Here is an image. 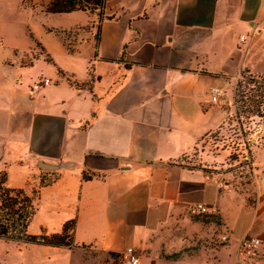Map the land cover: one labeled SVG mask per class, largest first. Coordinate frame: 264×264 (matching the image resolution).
<instances>
[{"label": "crops", "instance_id": "obj_1", "mask_svg": "<svg viewBox=\"0 0 264 264\" xmlns=\"http://www.w3.org/2000/svg\"><path fill=\"white\" fill-rule=\"evenodd\" d=\"M41 13L64 21L0 56V174L35 196L30 235L74 222L75 247L0 238V264H124L128 248L140 264H264V168L249 201L228 174L185 164L229 116L212 89L264 77V0H107L101 24ZM247 238L262 241L252 260Z\"/></svg>", "mask_w": 264, "mask_h": 264}, {"label": "rangeland", "instance_id": "obj_2", "mask_svg": "<svg viewBox=\"0 0 264 264\" xmlns=\"http://www.w3.org/2000/svg\"><path fill=\"white\" fill-rule=\"evenodd\" d=\"M41 1L24 0L25 7L23 0H0V41H3L4 45L0 46V56L15 61L17 58L10 47L29 48L32 41L28 30L37 36H42L45 27L62 25L63 19L52 18L41 13ZM73 35L75 34H68L67 38L72 39ZM243 76L258 77L245 73ZM16 78L13 74L9 80L16 83ZM242 78L240 77L235 83L231 82L219 100L220 105L229 114L224 124L212 132L197 151L188 156L185 164L197 168L204 166L209 171L228 174V178L225 179L231 181L241 191L246 192L248 200L253 201L258 185L255 169H258V165L264 168V118L259 117L254 108L244 107L240 103L238 106L235 105L234 98L238 83L243 80ZM263 109L264 107L261 108V111ZM236 110L239 112L238 119ZM5 178V171H3L0 174V180ZM32 196L35 199V196ZM111 259L115 264H123V261L118 257H111ZM100 260L107 264L110 258L103 256Z\"/></svg>", "mask_w": 264, "mask_h": 264}, {"label": "trees", "instance_id": "obj_3", "mask_svg": "<svg viewBox=\"0 0 264 264\" xmlns=\"http://www.w3.org/2000/svg\"><path fill=\"white\" fill-rule=\"evenodd\" d=\"M107 0H42L40 6L48 14H65L75 11L99 13V24L107 19L105 15ZM238 83L234 98L235 105L256 109L257 115L264 118V77H246ZM247 110V109H246ZM236 110V118L238 119ZM87 180V177L84 176ZM32 195L24 189H12L6 186V178L0 180V238L13 242L38 244L56 248L75 247L71 230L74 222L65 225L61 234L34 236L28 233V227L37 213ZM113 257H117L112 255Z\"/></svg>", "mask_w": 264, "mask_h": 264}, {"label": "built area", "instance_id": "obj_4", "mask_svg": "<svg viewBox=\"0 0 264 264\" xmlns=\"http://www.w3.org/2000/svg\"><path fill=\"white\" fill-rule=\"evenodd\" d=\"M50 84V80L42 79L32 85L30 88V95L35 94L36 92L45 89ZM226 91V90H225ZM224 90L214 88L212 89V101L214 103L218 102L221 97L225 94ZM189 210L191 213L196 215H205L208 213V209L206 207L199 206H190ZM219 240L222 244L229 245L231 242V235L228 231L223 232L219 236ZM262 248V241L258 238H247L244 239L240 244V250L243 257L247 260H252L256 258L259 254V251ZM124 264H140V257L138 253L133 248L126 249L124 253Z\"/></svg>", "mask_w": 264, "mask_h": 264}]
</instances>
